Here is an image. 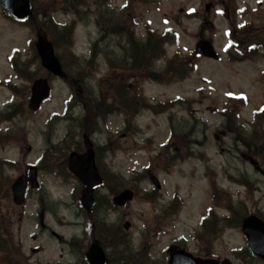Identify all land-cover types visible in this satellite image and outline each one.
I'll use <instances>...</instances> for the list:
<instances>
[{
  "label": "rangeland",
  "instance_id": "374dc122",
  "mask_svg": "<svg viewBox=\"0 0 264 264\" xmlns=\"http://www.w3.org/2000/svg\"><path fill=\"white\" fill-rule=\"evenodd\" d=\"M55 1L60 6L64 0ZM96 1L97 5L93 0H86L91 20L87 24L78 23L74 29L73 53L81 60L89 59L91 43L98 37L94 11L100 8L102 0ZM104 1L110 18L122 13L129 14L130 18V14L134 15L133 27L137 38L145 34V25L159 33H177L176 41L166 45L168 56L176 52L190 54L199 38H204L212 40L220 59L198 57L196 71L182 81L157 83L146 80L138 83L141 92L149 100L167 101L178 97L187 100L194 117L180 107L162 113L142 110L128 130L123 112H115L105 120L100 119L96 132L92 127L83 130V133L71 127L75 126L73 119L82 114L81 105L69 107L70 89L60 78H52L50 97L33 113L26 108L31 82L15 80L22 89L18 91L19 97L14 98L6 87L0 86V109H4L12 100L13 104L22 106L18 110L16 108L15 115L9 120L0 119V160L11 163L4 161L0 164V215L7 233L4 237L9 240L5 244V252L0 251V260L12 252L16 259H12L9 264H87L84 253L88 240L91 235L95 237L98 233V226L93 221L105 217L116 227L129 221L131 225L125 234L128 243L135 252L144 254L154 264H166L165 250L175 242L199 256H202L200 251L208 247L215 256L228 258L233 264H252L247 256H235L232 253L246 246V239L239 227L220 225L225 227L220 236L210 240L205 235L198 242L196 233L201 232L199 221L209 209L218 216L232 212L226 208V201L217 199L214 203L212 180L216 181L221 191L230 194V204L235 210L242 209L247 214L257 211L264 213V163L261 165L258 158H251L245 153L241 142L232 141L233 135L222 130L224 117L220 114L224 107L232 103L230 95L243 93L247 100L246 104L238 103V114L233 119L238 127L236 129L240 134L242 131L251 133L255 127L264 131V121L255 119V112L264 105V51L254 60H227L224 51L229 47L227 28L231 30L232 26V0ZM32 2L37 13L46 12V5H50L49 0ZM207 3H212L209 12L204 8ZM246 3L250 7L245 17L249 18L253 16L257 0H246ZM125 4L127 6L121 8ZM223 10H226L224 14L221 13ZM53 18L61 26L68 25L76 16L59 10L53 14ZM206 20L214 26L207 28L203 23ZM105 21H108L106 17ZM249 24H254L256 33L261 30L258 28L262 26V21H250ZM247 35L253 36L251 33ZM35 39L36 34L28 26L6 18L0 9V79L13 74L8 61L13 49L21 51L16 56L29 63L33 76L47 75L39 70L40 63L34 57V49L31 51V45L27 43L29 40L34 43ZM124 40V36L114 34L102 45L107 53L96 61V78L111 77L113 64H120L116 59L123 58ZM163 63L164 60H161L160 66ZM130 75V83L137 88L135 75ZM93 84L91 80L88 85ZM171 125L176 128L177 134L187 136L190 149L197 156L179 157L174 164L164 169L154 157L168 144L172 135ZM68 127L77 134L73 138V146L78 152L84 150L83 134L91 133L90 140L96 146L95 157L100 172L105 179H112L111 175L119 176V182L115 179L117 190L123 187L136 188L135 197L126 206L109 208L107 201L110 202L112 194L108 188L99 187L94 191L100 201L93 215L89 217L81 211L78 198L83 187L67 171L65 161L60 158L62 151L55 152L53 148L61 141L59 149L63 148V144L64 148L69 146L67 140L64 143ZM177 134V137H181ZM171 142L170 152L172 148H179L177 139L173 138ZM49 144L53 147H49ZM98 145H105L107 152L98 150ZM199 152L202 156L198 155ZM43 154L46 162L38 173L40 187L28 192L23 205H15L11 199L12 181L27 171L29 165H40ZM50 162L54 165L51 166ZM150 176L158 178L161 185L159 190L153 187ZM245 180L249 185L244 184ZM176 194L181 199V207L174 215L171 214V200ZM39 215H42L43 227L40 226ZM104 249L111 260L107 264H113L112 254L115 255L116 250L112 253L110 247ZM0 264H6L5 260L0 261ZM254 264L261 263L255 261Z\"/></svg>",
  "mask_w": 264,
  "mask_h": 264
},
{
  "label": "trees",
  "instance_id": "16d2710c",
  "mask_svg": "<svg viewBox=\"0 0 264 264\" xmlns=\"http://www.w3.org/2000/svg\"><path fill=\"white\" fill-rule=\"evenodd\" d=\"M140 1L145 2V0ZM93 2L96 3V5L98 3L96 0H93ZM104 2L105 1L102 0V2L99 3L100 8L94 11L96 17L94 23L98 28L99 36L91 43L89 59L80 60L72 53L75 27L79 22L87 24L88 21L91 20V13L86 4V0H64L63 3L61 2L60 6L55 0H49L50 5H46V12L40 11V13L35 11L32 3V14L26 20V24L32 32L41 35L53 46L62 66L63 79L68 83L72 91V104H76L75 101H77V103L82 106L83 115L81 118L73 119L75 126L73 125L71 127L82 130V133L83 130L89 129L90 127H92L91 129L97 130L100 119L105 120L107 116L115 112H123L125 113L126 130H128L133 123V119L142 110L162 113L170 111L174 107H180L183 111L194 117V113L187 100L179 97L167 101H152L144 96L138 86V83L141 84L146 80L157 83H172L184 80L196 69V60L193 55H185L177 52L173 56L167 57L164 45L174 42L176 38L175 34L168 32L159 34L149 25H145V37L140 40L136 39L133 30V17L130 18L128 14L125 15L122 13L117 15V17L110 18L109 12L104 7ZM59 10H62L64 13L73 14L76 18L72 19L69 25L58 26L54 22L53 14ZM106 12L108 13L106 14ZM103 13H105V15ZM105 17L108 21H105ZM114 34L125 37V44L122 47L123 58L116 59L113 51H111L114 59L119 61V65L124 66L121 67L118 64H113L111 67L113 73H111L109 79H107V76L96 78L95 75L98 71L96 60L107 53L106 50H103L102 45L107 42L109 37L114 36ZM119 44L116 45L121 48ZM129 52H131V54H129ZM34 55L37 56V53L34 52ZM161 60H164L163 66H160V64L158 65V61ZM21 64L22 63H20V65ZM12 65L18 77L24 80H31L33 78L34 72L29 69L28 63L24 62L22 64L23 66L18 67L15 62H12ZM39 70H42V68L39 67ZM130 73L135 75L133 77L137 80V88L133 83H130ZM48 74L50 73L48 72ZM91 80L94 81L92 86L88 85ZM6 83L12 92L18 95L15 85L8 82ZM245 102V99L239 96L232 104L224 108L221 114L225 117V122L221 128L224 132L233 135L234 140L232 139V141L241 142L244 145L245 153L251 155L252 158H258V162L262 165V163H264V131L255 127L251 133H244L242 131L240 134L236 129L238 127L233 121L235 115L238 114L237 104H244ZM18 107L22 106H10L7 113H5V118H11L12 115H15L16 108L18 109ZM255 119L264 121V109L255 113ZM169 120H172V116L169 117ZM71 127H69V133L64 141V143H66L67 140L69 144L67 147L68 149L75 144L73 136L76 134L72 132ZM171 132L172 135L170 136L168 144L165 145L162 152H159L154 157V160L164 169L174 164L179 157L197 156V153H194V151L190 149L186 135L177 134L176 128L172 125ZM175 133L181 137H177ZM84 134H88V132ZM173 138L178 140L179 148H172L173 152L171 150V153L168 149L172 144L171 140H173ZM59 145L55 147V152L58 150L60 152L62 151L60 158H63L67 153V148H64L63 144V148L59 149ZM71 149L76 150V147L73 146ZM198 155L202 156L200 152ZM55 164H57V162ZM50 165L53 166L54 164L50 162ZM111 176L112 179L104 180L103 186L108 188L111 194H114L118 186L115 181L117 180L119 182L120 178L117 174ZM244 184L249 185V182L245 180ZM211 185L214 203H216L217 199H222L227 202L226 208L232 212L229 215L218 216L212 209H209L207 215H205L199 223L201 232L199 233V231H197L196 233L199 239L205 235L209 237L210 240L220 236L225 228L220 227V225L224 226L228 224L229 227H240L242 219L247 214L241 211L242 209L235 210L232 207L230 204V194L226 191H221L215 180L211 181ZM172 202L174 204L173 213H175L181 205L180 198L177 194L176 200ZM107 204L109 208L112 207L109 201H107ZM96 207L97 205H95L92 211L93 213ZM255 213L264 219V213H260L259 211ZM1 216L2 215H0V251L5 252V244L9 240L7 237H4L7 233L5 231V226L2 224ZM93 224L98 226V233L95 237L91 235V239H98V241L103 244L104 248L110 247L112 253L116 250L115 255L112 254L113 264H154L150 262L144 254L140 255V252H135L133 250L128 243L127 236H125L120 226L116 227L105 223L103 218L94 220ZM3 237L5 239H3ZM90 240H88V242H90ZM209 241L208 243H210ZM10 242H12V239H10ZM6 250L9 251V248H6ZM202 251L204 255H214V252H211L208 247L206 250ZM235 253L236 256H247L251 259L252 264H254L255 261L257 262V259L251 254L247 245L239 252L233 251V254ZM118 254H122L121 257L116 256ZM3 258L4 259L0 261L2 262L5 260L6 264H9L12 259H16V256L10 252ZM109 263H111V260H109Z\"/></svg>",
  "mask_w": 264,
  "mask_h": 264
},
{
  "label": "water",
  "instance_id": "95a60500",
  "mask_svg": "<svg viewBox=\"0 0 264 264\" xmlns=\"http://www.w3.org/2000/svg\"><path fill=\"white\" fill-rule=\"evenodd\" d=\"M0 3L5 10L17 18H23L29 14V0H0ZM209 9V5L206 7ZM37 49L41 56V64L44 68L52 73L60 72V65L57 57L54 54L53 48L41 38L37 43ZM196 49L201 54L217 58L212 46L208 42H198ZM50 87L46 78H38L34 80L31 86V95L28 106L31 110H37L41 102L49 95ZM69 169L80 179L87 187L81 196V202L85 210L89 211L93 204V196L90 195V190L101 184V178L97 171L95 160L92 152L88 151L84 154L71 152L68 156ZM32 188L37 187L36 172L32 168V174L28 178ZM153 183L159 188V183L155 178H152ZM27 187V180L24 176L18 177L11 186L13 201L20 205L24 202V194ZM133 197V192L130 189H125L113 197V204L122 206ZM129 227V223H125V228ZM242 231L245 234L248 245L254 255L260 257L264 262V222L255 215L247 216L241 225ZM169 259L167 264H231L229 260L219 259H201L195 258L190 253L177 246H170L167 250ZM86 258L89 264H103L104 253L101 248L94 242L86 252Z\"/></svg>",
  "mask_w": 264,
  "mask_h": 264
},
{
  "label": "flooded vegetation",
  "instance_id": "af4514ba",
  "mask_svg": "<svg viewBox=\"0 0 264 264\" xmlns=\"http://www.w3.org/2000/svg\"><path fill=\"white\" fill-rule=\"evenodd\" d=\"M263 3L258 2L259 4L257 7L254 8V12L252 13L253 16L247 18L245 17L248 15V9L250 7L249 3H246V0H233V19L232 21H236L235 25L232 28V35L233 40L236 42L239 46H244V43H246L248 39H250L252 36L247 37L248 33L254 34L256 30L254 29V24H246L242 28L237 27L239 24L238 21H262V26H259V30L257 33H262L264 38V9L262 11V7H264V0H262ZM252 8V7H251ZM242 17V18H240Z\"/></svg>",
  "mask_w": 264,
  "mask_h": 264
}]
</instances>
